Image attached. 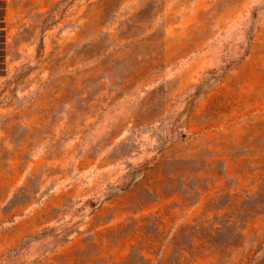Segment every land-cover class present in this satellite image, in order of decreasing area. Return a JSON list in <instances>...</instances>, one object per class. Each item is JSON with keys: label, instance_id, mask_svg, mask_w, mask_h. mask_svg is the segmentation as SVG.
<instances>
[{"label": "rangeland", "instance_id": "obj_1", "mask_svg": "<svg viewBox=\"0 0 264 264\" xmlns=\"http://www.w3.org/2000/svg\"><path fill=\"white\" fill-rule=\"evenodd\" d=\"M0 264H264V0H0Z\"/></svg>", "mask_w": 264, "mask_h": 264}]
</instances>
